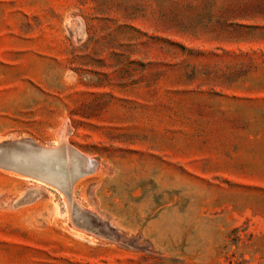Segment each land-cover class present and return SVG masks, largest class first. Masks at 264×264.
Masks as SVG:
<instances>
[{"label": "rangeland", "instance_id": "rangeland-1", "mask_svg": "<svg viewBox=\"0 0 264 264\" xmlns=\"http://www.w3.org/2000/svg\"><path fill=\"white\" fill-rule=\"evenodd\" d=\"M9 141L0 264H264V0H0Z\"/></svg>", "mask_w": 264, "mask_h": 264}, {"label": "water", "instance_id": "water-1", "mask_svg": "<svg viewBox=\"0 0 264 264\" xmlns=\"http://www.w3.org/2000/svg\"><path fill=\"white\" fill-rule=\"evenodd\" d=\"M15 146L16 147H22V148H25L28 150H33V151H44V152H50V153L54 149H56V148H54V149H40V148H37L36 146H33L32 144L24 142V141H9V142L0 143V148L15 147ZM48 162L46 161V164L43 163L41 165H39L37 161H32L31 163L24 164V163H20V162H17V161L10 159V157H8L5 154H0V168L1 169L11 170V171L18 172L20 174L32 176L33 178H36V179H39V180H42L44 182H48L51 184H55V185L60 186V187H65L68 183H71L75 179H77L81 176H84L86 174H89L91 172V169L79 170L75 173H72V175H70V176L69 175L66 176V182L62 185H59L56 182H54L53 180L41 179L39 177L40 171L44 170L46 166H47V169H50L51 167H53L52 169H54V157ZM57 167L60 170H63V165H60V163H58Z\"/></svg>", "mask_w": 264, "mask_h": 264}, {"label": "bare ground", "instance_id": "bare-ground-1", "mask_svg": "<svg viewBox=\"0 0 264 264\" xmlns=\"http://www.w3.org/2000/svg\"><path fill=\"white\" fill-rule=\"evenodd\" d=\"M62 143V142H61ZM64 145V144H63ZM66 146H68V145H66ZM4 148V147H3ZM9 148V147H8ZM11 148V147H10ZM65 148V147H64ZM0 149H2V148H0ZM73 149V148H72ZM12 150V149H11ZM68 150V149H67ZM13 151V150H12ZM29 152H31V151H29ZM33 152V151H32ZM67 152V151H66ZM64 153V154H67V153ZM35 153V152H34ZM0 154H5L6 155V153H0ZM39 154V153H38ZM42 154V153H41ZM82 154V153H81ZM48 155V154H47ZM43 156V155H42ZM67 156V155H66ZM83 156H85V155H83ZM33 157V156H32ZM45 157V156H44ZM89 158V157H88ZM63 159V158H62ZM23 160V159H22ZM31 163V162H30ZM61 163H63L64 164V162H61ZM60 163V164H61ZM77 163V162H76ZM57 167V166H56ZM68 167V166H67ZM56 169V168H55ZM85 170H86V168H85ZM59 174V173H58ZM64 179V178H63ZM55 182H57V181H55ZM60 183V182H59ZM63 183V182H62Z\"/></svg>", "mask_w": 264, "mask_h": 264}]
</instances>
